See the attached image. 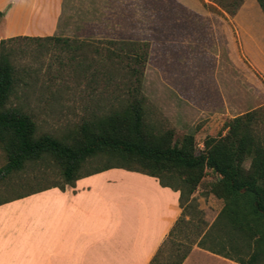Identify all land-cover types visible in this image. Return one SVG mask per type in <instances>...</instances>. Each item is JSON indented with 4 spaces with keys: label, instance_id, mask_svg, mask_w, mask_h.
Returning a JSON list of instances; mask_svg holds the SVG:
<instances>
[{
    "label": "rangeland",
    "instance_id": "rangeland-1",
    "mask_svg": "<svg viewBox=\"0 0 264 264\" xmlns=\"http://www.w3.org/2000/svg\"><path fill=\"white\" fill-rule=\"evenodd\" d=\"M197 2L195 8L181 0H65L55 35L69 40L71 48L29 40L4 45L16 67L10 104L31 113L39 132L62 135L90 113L109 109L122 93L123 71L105 65L106 47L115 46L111 42L117 40L148 41L141 87L146 121L156 129L172 130L176 139L192 133L197 149H202L207 135L224 133L226 120L264 107V75L242 52L231 15L210 0ZM74 45L82 47L74 50ZM72 57L82 59V66ZM260 126L263 130L264 122ZM5 162L0 147V167ZM102 162L93 160L81 171ZM215 178L214 172L206 170L193 193L202 213L192 211V220L180 223L161 255L163 264H171L178 252L192 244L204 226L202 221L209 223L217 211L216 197L208 193V184ZM105 179L92 180L94 184H137ZM60 182L55 162L29 164L0 178V200ZM27 207L34 212L39 206Z\"/></svg>",
    "mask_w": 264,
    "mask_h": 264
},
{
    "label": "trees",
    "instance_id": "trees-1",
    "mask_svg": "<svg viewBox=\"0 0 264 264\" xmlns=\"http://www.w3.org/2000/svg\"><path fill=\"white\" fill-rule=\"evenodd\" d=\"M210 1L233 15L244 0ZM257 2L264 13V0ZM2 16L0 11V19ZM18 40L52 42L66 49L72 46L69 40L56 35L0 39V147L6 156L5 164L0 167V178L22 171L29 164L46 161L58 165L61 177L60 183L8 199L53 186L63 190L66 185L74 186L80 177L109 168L153 176L162 186L179 192L182 209L169 237L149 262L163 264L161 255L180 223L191 221L192 211L202 213L192 194L206 170H210L216 178L208 184V193L220 198L222 206L210 224L202 221L204 226L193 243L240 264H264V129L260 126V122H264L261 118L264 107L226 120L224 133L207 135L202 149L198 150L192 133L176 139L172 130L156 129L146 121L141 87L149 42L117 40L111 42L117 43L115 46L106 47L102 58L105 65L123 71L125 85L116 101L107 110L90 113L62 135L39 132L31 113L20 105L10 104L17 80L16 67L10 61L11 52L4 45ZM73 59L76 65L82 66V59ZM96 159H103L102 164L81 171L85 164ZM246 159H249L248 166H245ZM190 247L191 244L178 252L171 264H180Z\"/></svg>",
    "mask_w": 264,
    "mask_h": 264
},
{
    "label": "crops",
    "instance_id": "crops-1",
    "mask_svg": "<svg viewBox=\"0 0 264 264\" xmlns=\"http://www.w3.org/2000/svg\"><path fill=\"white\" fill-rule=\"evenodd\" d=\"M64 1L0 0V39L57 34ZM229 21L242 52L264 75V13L257 0H244ZM97 177L137 184H94ZM178 197L153 176L109 168L63 190L53 186L8 199L0 203V264H149L181 214ZM215 203L208 224L222 200ZM31 204L38 210H29ZM180 264L240 263L193 243Z\"/></svg>",
    "mask_w": 264,
    "mask_h": 264
}]
</instances>
